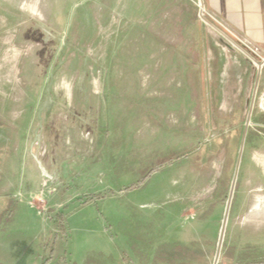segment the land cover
<instances>
[{
	"label": "rangeland",
	"instance_id": "rangeland-1",
	"mask_svg": "<svg viewBox=\"0 0 264 264\" xmlns=\"http://www.w3.org/2000/svg\"><path fill=\"white\" fill-rule=\"evenodd\" d=\"M238 166L264 264V52L195 0H0V264H216Z\"/></svg>",
	"mask_w": 264,
	"mask_h": 264
},
{
	"label": "crops",
	"instance_id": "crops-1",
	"mask_svg": "<svg viewBox=\"0 0 264 264\" xmlns=\"http://www.w3.org/2000/svg\"><path fill=\"white\" fill-rule=\"evenodd\" d=\"M203 1L219 26L237 35L248 48L264 52V0Z\"/></svg>",
	"mask_w": 264,
	"mask_h": 264
},
{
	"label": "water",
	"instance_id": "water-1",
	"mask_svg": "<svg viewBox=\"0 0 264 264\" xmlns=\"http://www.w3.org/2000/svg\"><path fill=\"white\" fill-rule=\"evenodd\" d=\"M241 152L243 153V147H242V151ZM240 159H241V156H240ZM238 173H239V166H238L237 171H236L235 182H234V185H233L232 193L230 195V199H229L228 206H227V211H226V216H225L224 223H223V228H222V232H221V239H220V248H219V251H218V254H217V258H216V264L219 263V259H220V253H221V247H222V243H223V239H224L225 227L227 225L228 217L230 215V210H231V205H232V200H233V195H234V191H235V184H236V181H237Z\"/></svg>",
	"mask_w": 264,
	"mask_h": 264
},
{
	"label": "built area",
	"instance_id": "built-area-1",
	"mask_svg": "<svg viewBox=\"0 0 264 264\" xmlns=\"http://www.w3.org/2000/svg\"><path fill=\"white\" fill-rule=\"evenodd\" d=\"M195 3L197 7L199 8V12L202 17L208 18L216 22L217 24H220L219 21L216 19V17L207 10L203 0H196Z\"/></svg>",
	"mask_w": 264,
	"mask_h": 264
}]
</instances>
